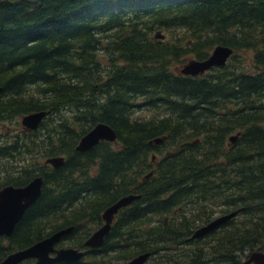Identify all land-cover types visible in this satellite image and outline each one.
Segmentation results:
<instances>
[{
    "label": "trees",
    "instance_id": "trees-1",
    "mask_svg": "<svg viewBox=\"0 0 264 264\" xmlns=\"http://www.w3.org/2000/svg\"><path fill=\"white\" fill-rule=\"evenodd\" d=\"M155 31L173 42L153 41ZM215 46L232 50L224 66L193 77L170 69ZM243 50L249 65L232 64ZM136 109L154 111L144 119ZM39 111L47 114L36 130L0 140V159L15 153L29 165L0 189L42 179L0 239V261L69 227L58 247L84 256L51 264H121L145 253L144 264H163L158 253L184 244L193 252L165 261L244 264L264 252V0H0V123ZM96 124L115 142L75 151ZM58 156V169L43 165ZM130 194L138 199L115 214L102 244L85 248L101 213ZM182 204H201L191 212L200 221L186 219ZM208 205L218 215L204 213ZM231 212L190 239L211 215Z\"/></svg>",
    "mask_w": 264,
    "mask_h": 264
},
{
    "label": "water",
    "instance_id": "water-1",
    "mask_svg": "<svg viewBox=\"0 0 264 264\" xmlns=\"http://www.w3.org/2000/svg\"><path fill=\"white\" fill-rule=\"evenodd\" d=\"M153 38L163 39V35L159 32H155ZM231 54V49L223 46H215L210 51L207 58L204 60H189L182 65L177 72L183 76H201L213 67L224 66ZM46 114L47 112L39 111L21 116L19 118L21 129L27 132L36 130ZM235 138L236 136L229 137L228 141L233 143ZM101 141L114 143L115 133L105 124H96L79 139L75 146V151L87 152ZM159 142L160 140L158 139L153 140L154 144ZM63 160L64 159L61 156L47 158L43 161V165L58 169L63 164ZM41 184V177L36 176L22 187L4 186L0 189V238H7L11 235L14 226L20 220L24 211L39 197ZM136 199H138L137 195L130 194L119 198L116 202L107 207L100 215V219L103 222L102 225L91 233V235L84 241L83 246L86 248L99 247L102 244L104 237L109 232L115 214L121 208L129 205ZM235 213L236 212H231L209 221L204 226L194 230L190 239L200 238L208 234L229 219L233 218ZM71 230V227L59 230L48 237L35 242L27 248L9 253L0 261V264H20L26 260H33L32 264H50L57 261H77L84 255L83 251L72 248H54V245ZM52 254L53 256H51ZM148 257L149 254L145 253L121 264H144ZM244 264H264V252L250 253Z\"/></svg>",
    "mask_w": 264,
    "mask_h": 264
},
{
    "label": "rangeland",
    "instance_id": "rangeland-1",
    "mask_svg": "<svg viewBox=\"0 0 264 264\" xmlns=\"http://www.w3.org/2000/svg\"><path fill=\"white\" fill-rule=\"evenodd\" d=\"M9 1H13V0H9ZM155 32H159L161 35H163V40H165L166 42H168V43L173 42V39H171L172 36H169L168 33H162L161 31H155ZM155 32L151 33L150 37L153 41L154 40L158 41L159 39L153 38V35L155 34ZM251 57H252L251 51L243 50V51L237 52L236 56L230 62H232V64H234V62H237V60L240 59L241 64L245 63V64L249 65ZM191 59H193V58L190 56H185V58H179L178 62H171L170 63V69L172 71L178 70L182 65H184L186 62H188ZM99 60L103 64V67L105 68V66L107 65L106 52L105 51H102L101 53H99ZM245 64H244V66H245ZM207 73H210V72H207ZM153 111L154 110L136 109L134 111V113H135L134 117H136V118L141 117L144 119H149L150 115ZM60 116L66 117V116H68V113L66 112V113H64V115L60 114ZM20 131H21V128L19 125V118L15 121L0 123V135L3 136V137H0V140H3V139L9 140L10 137L17 135L18 133H20ZM20 160H21V155H18V154L16 155L15 153H11V155L8 158L0 159V182H5V181H7L6 179H8L10 177L15 176V178H16V177L20 176V174H18L19 171L17 172V170H20L22 167H26L28 165V162H24L21 164ZM28 167H29V165H28ZM200 205L201 204H197L196 206H194V205L189 206V204H187V205L182 204L181 206L185 207L184 211H186V212H184V213H185L186 219L194 218V220L200 221L199 218L201 217V212L197 211ZM196 207H197V210H196L195 216H193L191 212H194V209ZM218 208L220 209L219 206L215 209L212 207V205L205 206L204 207V213H207L210 215L211 212H214L215 214L218 215V212H219ZM216 217H218V216L211 215L209 218L213 219ZM204 225L205 224H202V226H204ZM202 226H200V227H202ZM82 232L86 233L85 231H82ZM82 232L81 231L78 232L76 235H74V238L77 237L79 239L80 237H83L84 233L82 234ZM60 248H65V247H60ZM193 249H194V246L192 244H184V245H178V246L174 245V246H171L170 248H168L167 249L168 251L165 250L163 252L158 253V257H159V259H161L160 262L162 261L163 264H169L168 262L165 261L166 255H168L169 257H171V256L175 257L176 255H180L182 253L187 254L188 252H193Z\"/></svg>",
    "mask_w": 264,
    "mask_h": 264
},
{
    "label": "flooded vegetation",
    "instance_id": "flooded-vegetation-1",
    "mask_svg": "<svg viewBox=\"0 0 264 264\" xmlns=\"http://www.w3.org/2000/svg\"><path fill=\"white\" fill-rule=\"evenodd\" d=\"M62 239V238H61ZM60 239V240H61ZM60 240H59V242H60ZM59 242L56 244V245H54V248H56V249H60L59 247H58V244H59ZM82 251V250H81ZM51 256H53V254L51 255ZM57 262H67V261H57ZM73 262V261H72ZM33 263V260H26V261H23V262H21L20 264H32ZM51 264V263H50Z\"/></svg>",
    "mask_w": 264,
    "mask_h": 264
}]
</instances>
